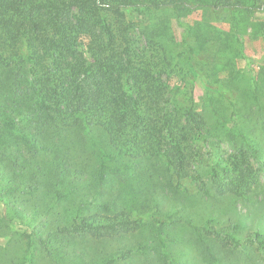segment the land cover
<instances>
[{
    "label": "trees",
    "instance_id": "obj_1",
    "mask_svg": "<svg viewBox=\"0 0 264 264\" xmlns=\"http://www.w3.org/2000/svg\"><path fill=\"white\" fill-rule=\"evenodd\" d=\"M198 10L239 13L245 22L264 3L0 0V172L7 178L0 203L5 220L28 231L19 254L0 264H190L180 240L222 264V246H241L237 226L218 229L211 212L228 198L250 201L259 182L253 160L264 167V66L242 107L204 83L205 95L225 97L246 117L255 109L257 119L252 129L238 127L239 147L215 157L209 179L198 170L187 175L199 141L222 137L207 129L214 115L195 109L200 62L180 16ZM167 13L182 28L174 58L160 42L170 31ZM173 59L185 70L177 87L168 82ZM156 157L170 173L165 183ZM186 178L199 193L193 202L181 195ZM168 188L181 195L186 217L176 216V205L163 214ZM242 240L264 248L259 231Z\"/></svg>",
    "mask_w": 264,
    "mask_h": 264
},
{
    "label": "rangeland",
    "instance_id": "obj_2",
    "mask_svg": "<svg viewBox=\"0 0 264 264\" xmlns=\"http://www.w3.org/2000/svg\"><path fill=\"white\" fill-rule=\"evenodd\" d=\"M243 17L244 15L239 13L206 10H198L192 14L182 13L180 16V19L190 25L188 42L194 47L200 62L199 76L193 82L195 109L208 117L214 115L207 126L212 134L222 132L221 138L207 136V139H203L204 141H199L198 145L201 147V153L197 158L199 161L187 169V175H194V172L198 170L204 174L206 179H209L215 157L227 158L229 153H233L234 147H239L240 140L235 136L239 131L238 127L243 130L252 129L254 127L251 126L256 123L257 117L252 116V113L257 110L253 109L248 112L247 117L252 116L253 120L252 118L248 119L245 116L247 111L241 108H238L241 110L233 111L225 98L234 96L241 99L242 107L248 100L247 91L253 88L257 73L264 66V12L252 14L245 22ZM164 18L167 19L166 23L170 27V31L167 34L168 37L160 42L164 48V54L174 58L181 48L182 28L178 25L176 14L167 13L163 16ZM203 63L205 64L203 65ZM171 67L172 72L169 74L171 78L168 79V82L172 87H177L180 85V79L185 77V70L180 59L171 60ZM236 75L238 79L235 78ZM204 83L223 89L225 97L216 94L205 95ZM263 83L260 81L259 85L264 90ZM187 89L182 88L181 93L184 95ZM188 96L180 99L183 106L187 105ZM242 98L246 100L243 101ZM233 128L232 137L231 134L224 133ZM88 158V162L93 161L91 155ZM152 162H156L155 166L160 168L161 181L165 183L169 180L170 173L165 171L168 169L167 166L157 157ZM253 163L259 182L250 197L251 200L237 199L236 201V199L228 198L212 208L211 213L219 221L215 223L216 227L234 233L232 226H237L234 234L241 237V246L239 247L222 246V264H264V248L254 243L246 242L244 244L242 240L248 234L252 235L257 231L264 233V167L256 160H253ZM1 173L2 171L0 172V192L7 187V178ZM180 189H182L181 195L190 202H193L199 194L190 178L183 181ZM164 193L165 200L161 204L163 214H173L171 208L172 205H176V212H178L176 216L186 217L187 207L182 203L181 195L173 193L169 188ZM190 204L188 203V205ZM0 214V251L7 254L5 256L1 253L0 259L9 261L19 254L18 246L28 241V231L21 224L5 220L6 208L1 203ZM190 214L199 215L198 218H201L204 212L190 209ZM179 231L177 237L183 238V230L179 229ZM135 233L137 236L138 233ZM178 246L185 251V254L188 253L190 264H214L202 255V251L198 249L192 251L187 242L180 240ZM45 262L46 260H42L41 264Z\"/></svg>",
    "mask_w": 264,
    "mask_h": 264
}]
</instances>
